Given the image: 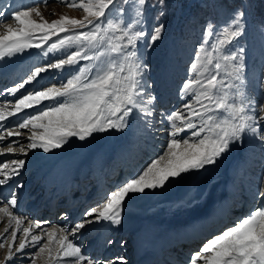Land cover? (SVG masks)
<instances>
[{
    "label": "snow or ice",
    "instance_id": "snow-or-ice-1",
    "mask_svg": "<svg viewBox=\"0 0 264 264\" xmlns=\"http://www.w3.org/2000/svg\"><path fill=\"white\" fill-rule=\"evenodd\" d=\"M57 2L79 9L82 18L61 15L49 21L39 4H22L19 9L11 6L8 16L13 23H8L4 20L8 6L0 5V61L4 62L0 66L33 49L48 58L22 82L0 89V96L15 98L0 102V156L25 157L0 160V189L8 186L9 191L7 197H0V216L15 225L11 231L5 228L6 235L0 234V248L10 237L6 264H15L14 258H27L30 264L40 259L43 264H129L125 255L85 254L76 242L78 235L94 225L118 229L137 200L165 194L208 173L223 163L234 145L243 146L246 138L255 142L264 159V22L253 24L248 0L231 9L222 0L210 4L218 18L203 23L202 38L178 86L181 103L165 114L159 111L162 97L153 94L145 78L148 65L143 64L165 31L163 23L150 31L145 27L147 10L159 5L155 17L159 20L166 15L165 0ZM42 3L48 6V0ZM253 27L259 33L258 48L243 42ZM156 117V123L166 124V129L154 128ZM138 124L167 131L164 151L85 209L79 220L64 212L62 219L71 227L18 214L16 189L24 184L16 177L27 171L29 151L55 154L71 147L73 139L83 144L97 135L130 131ZM20 130L30 133L27 144L11 139L23 136ZM259 184L256 200L264 198V175ZM103 244L123 249L127 241L108 236ZM189 264H264V208H254L207 239L191 253Z\"/></svg>",
    "mask_w": 264,
    "mask_h": 264
},
{
    "label": "rangeland",
    "instance_id": "rangeland-1",
    "mask_svg": "<svg viewBox=\"0 0 264 264\" xmlns=\"http://www.w3.org/2000/svg\"><path fill=\"white\" fill-rule=\"evenodd\" d=\"M28 2L26 3L20 2V4L15 5V7L20 6L22 4L25 5ZM31 2H33V0H31ZM165 2H166V8H165L166 15L161 17L159 20L155 19V17L158 15L160 11L159 5L156 8H149L147 10L148 23L145 24V27L148 28V30L150 31L152 26L158 25L159 23H163L165 25V31L163 33L161 41H158L153 49L148 50V53L143 58V64L148 65V69L145 72V78L147 79L148 84L151 87L153 86L152 89L153 94H159L162 97V101L166 97L167 93H168V99L175 98L172 102H170L171 106H167V109L163 110L161 106L162 105L165 106V104H161L159 111L167 114L169 110H174L181 103L180 97H177L176 95V93L178 92L177 87L186 78L189 63L192 60V55L196 50V48L198 47L200 40L202 38L203 23L208 19H217L218 17L216 15V9L210 7V4L214 3L215 0H165ZM222 2L225 6L231 9L238 7L241 3V0H222ZM248 2L251 5V12L253 14V24H256L258 22H264V0H248ZM149 3H155V0H149ZM39 5H40L39 6L40 11L42 12L43 16L49 21L58 19L59 16L61 15H68L74 18H82L83 16V12L80 11L79 9L69 8L65 4L57 2V0H48L47 7H45L42 2H40ZM11 6L12 5L10 3L8 6L9 11L12 10ZM53 13H55V15H53ZM4 20L8 23H13V21L9 19L8 14H4ZM243 42L246 47H252V46H256V48L259 47V33L255 27H253L252 29V34L247 36V38ZM189 43H191L190 46L188 45ZM192 43H194V46L192 45ZM187 48H189L190 50L184 52ZM138 55H139V50H138ZM28 58L30 62L35 61L36 58H40L41 60L45 58V61H48V58L40 55L39 50L36 49H33L31 50V52H27L21 55L18 59V62L14 64V67L12 69L13 73L15 72L18 73V75L14 74L13 76L15 78V81L21 78L22 76V73L21 72L19 73L18 71L20 67H25L27 72H30L35 66L43 65V63L37 61V63L32 62L31 67L26 66L27 63L26 60ZM154 83L156 84L154 85ZM4 88L5 87H1L0 89H4ZM171 94H174L173 95L174 97ZM9 97L10 96H0V102L11 101L12 99H8ZM157 119L158 117L153 118L154 128L166 129L167 125L156 123ZM136 128L137 130L141 129L142 132L139 131L138 133H136L134 131V129L136 130ZM136 128H133L132 130L123 133H117L113 131L110 134L105 133L103 136L104 138L105 137H109V138L119 137V139L127 138L128 143H131L135 140L134 145L135 147H138L137 148L138 150H141V148L144 146V143L142 142L144 141L147 142L146 143L147 149H149V152L152 153L155 156V158L158 157L160 154H162L167 139V131H154L153 129H145V127L142 124H138ZM144 132H147L148 135H145ZM24 133L26 135L30 134L28 130H24ZM144 135L148 136L149 138H144ZM137 140L139 141L138 146L136 145ZM25 143H28V141L26 140ZM254 143L255 142H249L246 138L243 146L234 145L232 147L231 153L227 156L226 159H224L223 163H220L218 167H215L214 169L210 170L208 173L201 175L206 178V180L203 179V181L204 180L205 181L203 182L204 185H202V187H199L197 184L192 186V191L194 195L199 194L200 196H203L205 192H208V188L211 184L214 183L218 184V179L223 178V176L221 177V175L219 174L222 173L221 171L227 173V170L229 169L228 166H231V168L234 167L237 168L236 164L237 163L239 164V162L243 163L245 162V160H249L246 158L249 155H250V160L258 159V157H261L260 149L254 147ZM39 154H41L39 155V157L45 156V154L42 153ZM241 155H244V157L243 158L240 157ZM240 158L242 159L240 160ZM34 159H36V155L30 157L28 160L34 162ZM133 167L136 168L138 171L141 169L138 168V166H136L135 164ZM252 170L255 175H259V176L264 175V164L255 163L252 167ZM236 171L237 170L233 169L230 172L236 174ZM211 176H214L213 180H210L209 177ZM26 180L27 179L25 177L22 182H25ZM196 180L197 179H191L190 182L195 181L197 183ZM176 188L177 187H174L169 192H172L174 194ZM260 203H261V198L259 199L257 204L259 205ZM191 207L193 206L191 205ZM261 207L264 206L261 205ZM141 218L143 219L144 217L141 216ZM4 252H5V247L0 249V260L3 257Z\"/></svg>",
    "mask_w": 264,
    "mask_h": 264
},
{
    "label": "bare ground",
    "instance_id": "bare-ground-1",
    "mask_svg": "<svg viewBox=\"0 0 264 264\" xmlns=\"http://www.w3.org/2000/svg\"><path fill=\"white\" fill-rule=\"evenodd\" d=\"M34 3L37 2V0H16L12 2V5H17L26 2ZM42 1V0H38ZM8 2V0H2L0 1V5H3L4 3ZM36 60V59H35ZM48 61H44V63H47ZM27 76V75H26ZM26 76H23L18 79L19 82H22ZM44 83V81H41V84ZM18 95V94H17ZM15 98L13 97L12 100ZM11 100V101H12ZM23 115V114H20ZM11 120L15 121V118H10ZM139 128V127H137ZM136 128V130H137ZM134 129V131L136 132ZM24 133V130H20ZM137 131H141V129H138ZM29 134H25L19 138L12 137L11 139H20L24 144L26 142V137ZM104 134L97 135L94 139H92L90 142H84L83 144L80 142H76L73 139V143L71 144V147L65 146L62 150H57L55 154H45V156L39 157V150H36L35 155L36 159H34V162H31L27 165V171L23 173L21 177H16V179L21 183L23 179L26 177L27 181L22 182L24 184V187L22 189L18 188L17 195L19 197V210L18 214H21L23 216L26 215V210L23 208L25 206V199L28 197H33L35 195H31L30 189L33 184L36 182L38 183V180L41 179L42 176L39 177L42 171H46L49 175L52 176L53 179L57 180V185H60L61 183H64V181L70 179L72 175L80 169H86V167H94V165L98 164V162H103L107 157H109L112 150L118 145L119 148L123 145L121 143V140L117 139L114 140L116 143H112L109 141V139H104ZM8 141L5 140L4 143L6 144ZM139 142V141H138ZM137 142V146L139 143ZM2 146V145H0ZM138 148V147H137ZM252 153V152H251ZM34 154L32 151L28 153V156L26 159H29L30 157H33ZM18 158L11 155L7 156H0V160L3 159H13ZM25 158V157H20ZM260 157H258L259 159ZM41 169V171H40ZM221 177L222 179H226L227 173L224 171H221ZM36 178V179H35ZM210 180L214 179V176L209 177ZM203 179L206 180L205 177L200 176L197 178V185L199 187H202ZM32 181V182H30ZM191 180H187L185 183L178 185L182 186L184 184H191ZM191 191L190 194L182 199H179L176 195L172 192H167L165 194H158V195H149L148 197H145L144 199H139L132 205H130L125 217L129 216L130 220L127 221L125 219L124 223L122 224V227H125L126 230L129 232L131 229H138L143 226V228H146L145 231L147 234L151 237L161 238L162 235L166 232L163 230L162 226L163 224H160L161 221H169L172 219L173 216H177L178 218H185L187 214L192 211L190 208H196V207H203L206 208L210 203L216 205L217 199L221 195L220 186L217 183L211 184L208 188V192H205L203 196H200L199 194H195L192 191V186H190ZM41 189L39 188V191ZM9 195L8 186H4L2 189H0V197H7ZM177 198V199H174ZM31 199V198H29ZM192 201V202H191ZM191 205L193 207H191ZM204 205V206H202ZM24 213V214H23ZM198 213H204V211H198ZM218 212H215L214 214H211L210 216H216L218 215ZM144 217L143 219L141 218ZM27 217V215H26ZM30 219V218H29ZM31 220V219H30ZM8 218L0 216V234L5 233V228H8L10 231L14 229L15 225L11 224L9 225L7 223ZM27 226V221L25 222V225ZM61 226V225H59ZM68 226V225H67ZM45 227H47L45 225ZM69 227V226H68ZM35 232H39V229H35ZM92 230H88L83 235H78L76 242L81 245V239L85 237V235ZM185 230H183L182 234H186ZM108 236H111L112 238L117 237L120 238L117 232L110 231L108 232ZM121 239H124L121 238ZM125 240V239H124ZM127 241L131 242V234L129 233V236L127 237ZM146 243V242H144ZM11 245V239L9 237L8 241L5 243V252L3 257L0 260V264H6L7 261V255H8V248ZM131 246V245H130ZM2 247V248H4ZM85 247V246H84ZM132 247V246H131ZM0 248V249H2ZM132 249V248H130ZM26 251H35V249H28ZM133 254L130 256H127L129 259ZM15 264H30V261L27 258H22L19 260H15ZM37 264H43V260L40 259L37 261Z\"/></svg>",
    "mask_w": 264,
    "mask_h": 264
},
{
    "label": "water",
    "instance_id": "water-1",
    "mask_svg": "<svg viewBox=\"0 0 264 264\" xmlns=\"http://www.w3.org/2000/svg\"><path fill=\"white\" fill-rule=\"evenodd\" d=\"M180 189H182V188H180ZM182 190H179V192H181Z\"/></svg>",
    "mask_w": 264,
    "mask_h": 264
}]
</instances>
